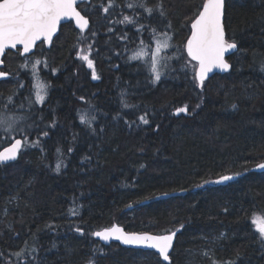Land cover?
Wrapping results in <instances>:
<instances>
[{
  "label": "trees",
  "instance_id": "obj_1",
  "mask_svg": "<svg viewBox=\"0 0 264 264\" xmlns=\"http://www.w3.org/2000/svg\"><path fill=\"white\" fill-rule=\"evenodd\" d=\"M106 2L92 0L95 10L82 11L89 18L86 39L69 22L51 48L40 43L29 55L47 61L39 76L50 85L44 105L29 110L25 98L32 92L35 99L31 63L22 68L25 57L6 53L13 74L0 81V113L24 116L18 125H34L28 139L39 138V145L0 164V264H161L154 251L105 245L91 235L116 222L129 231L180 229L171 264H264L252 224L254 216L264 217V173L251 169L264 161V0H226V35L238 48L228 57L231 69L206 79L203 89L184 51L203 0H163L166 17L157 14L156 20L145 19L143 9L127 8L130 0H115L110 14L103 13ZM159 3L146 0L152 8ZM121 13L139 16L158 31L170 22L172 47L162 55L179 59L165 61L160 81L153 83L147 58L129 60L141 40L154 48L151 27L137 33L118 22ZM88 44L98 80L77 58L79 45ZM13 93L14 104L6 109ZM122 98L136 107L123 108ZM185 105L188 113L176 114ZM82 113L95 117L91 127L80 122ZM144 113L149 125L125 123ZM14 135L21 136L0 130V150ZM229 174L239 175L215 182ZM200 248H210L209 256L189 260L188 252Z\"/></svg>",
  "mask_w": 264,
  "mask_h": 264
},
{
  "label": "snow or ice",
  "instance_id": "obj_2",
  "mask_svg": "<svg viewBox=\"0 0 264 264\" xmlns=\"http://www.w3.org/2000/svg\"><path fill=\"white\" fill-rule=\"evenodd\" d=\"M78 4L80 5H91V0H0V57H2L6 50H15L18 55L25 57L26 62L21 65L22 68H27L29 62L31 63L32 77L36 81L33 95L30 92L27 100L29 110L36 104L44 105L48 97V89L50 85L42 82L39 78L38 66L47 61H41L40 59L30 60L29 54H34L33 49L37 47V42L47 43L51 45L53 43V37L58 32L62 21H73L75 26L80 30L81 38L85 30L89 28V19L86 15H82V11L90 12L95 10V5L85 7L82 10H78ZM127 8L143 9L147 13L145 19L156 20L157 14L159 17H166V12L163 6V0L155 7H148L146 0H130L125 5ZM116 7L115 0H107L106 4L102 3L100 9L103 13H109ZM122 19L118 22L121 24H131L136 28L137 33H143L147 31L151 26L140 23L139 16H129L121 13ZM225 16H226V0H203L200 5L194 19L190 22V35L188 36L186 43L184 44V51L187 53L188 62L192 63V71L194 80L198 82V85L203 89L205 80L208 79V74L213 69H219L221 71H229L231 65L225 59L226 53L231 50L237 49V43L234 38L226 39L225 31ZM162 23V22H161ZM165 31H158L157 28L151 27V39L154 41V48L150 44H145L141 40V47L129 60H140L144 61L147 58L146 66L150 74L153 77V83L160 81L163 74V68L167 67L165 61L167 59H179V57H165L162 55L167 49L172 47L171 41L173 39L170 34L171 24L170 22L166 25ZM111 31V29H109ZM94 36L95 33H92ZM121 39H127V34L120 37ZM20 46V47H18ZM92 45L88 44L87 48H80L77 52V58L87 65V68L91 70V78L98 80L100 77L97 75L95 70L94 60L91 57ZM4 61L0 59V65ZM185 64L182 70L187 69ZM56 70L53 69V72ZM260 71L264 72V63L260 66ZM9 75L8 72L0 70V78H5ZM20 88H23V84H19ZM7 98L8 103L4 105L7 109L9 105L14 104L13 96ZM81 100L84 97H80ZM122 107L125 109L135 108V105H130L123 98L121 99ZM21 109L24 108V104L21 102L19 105ZM199 107V105H197ZM235 107V105L233 106ZM188 106L180 107L176 109V114L188 113ZM120 116V113H117ZM116 118V117H114ZM25 119L22 115L9 116L6 113H0V130L6 135L11 136L13 132H19L21 138L12 137V141L9 147L3 148L0 151V164H5L9 161H15L18 159L19 154L26 147H36L39 145V138L35 141H29L28 139V128L34 125H28L27 128L20 127L18 121ZM82 124L91 127L92 121L95 117H89L86 113H82L79 116ZM138 120V124H137ZM137 120L127 121L125 123L132 127L133 124L149 125L147 113L139 115ZM52 127L55 126V121L52 122ZM95 131V129H93ZM43 136H48L47 131H42ZM60 152V149H57ZM68 152H72V148L68 149ZM85 160H90V157H85ZM63 161L60 160L56 163L55 171L60 172ZM143 167V165H141ZM258 168L264 169V164L257 165ZM239 175V174H237ZM234 177L224 175L215 181L216 183H222L224 181H230ZM208 183V181H205ZM72 215H77L76 210H70ZM252 224L255 226V231L258 233V240L261 243L262 249H264V217L254 216ZM52 228V225H48ZM183 225H181V228ZM74 231L84 234V230L80 227H74ZM180 229L170 231L165 235H153L150 233H126L123 228L117 224H113L110 227L102 228L91 233L92 236L99 237L103 241H109L115 239L121 241L124 245H135L142 246L148 249H155L159 257L162 258L163 262L171 264L170 251L173 249V240ZM52 247H56L53 243ZM33 252L37 251L35 248ZM2 255V254H0ZM15 255H20L16 253ZM90 264H95V261H90ZM227 264H234L233 261L227 262Z\"/></svg>",
  "mask_w": 264,
  "mask_h": 264
},
{
  "label": "water",
  "instance_id": "obj_3",
  "mask_svg": "<svg viewBox=\"0 0 264 264\" xmlns=\"http://www.w3.org/2000/svg\"><path fill=\"white\" fill-rule=\"evenodd\" d=\"M92 1V0H91ZM78 10H80V8H79V4H78ZM82 15H84L83 14V12H82ZM87 17V16H86ZM88 18V17H87ZM89 19V18H88ZM69 22H73V24H74V26H75V22H74V20L73 21H62L61 22V26H60V28L58 29V32L55 34V36L53 37V42H54V39H55V37L60 33V30H61V27L64 25V24H67V23H69ZM76 27V26H75ZM77 28V27H76ZM78 29V28H77ZM225 31H226V29H225ZM226 39H227V35H226ZM39 43H41V42H37V46H38V44ZM53 44V43H52ZM52 44L51 45H49V44H47V43H45V46L47 47V48H51L52 47ZM18 47H20V46H18ZM37 48V47H36ZM36 48H34L33 49V53L36 51ZM237 48H238V45H237ZM237 49H235V50H231L229 53H226V55H225V59L227 60V62L231 65V63H230V61H229V59H228V57L231 55V54H233L235 51H236ZM8 51H10V50H6V53L8 52ZM12 51H15V50H12ZM6 53L2 56V57H0V59H2L3 61H4V57H5V55H6ZM29 55H31V53L29 54ZM5 66V61H4V63L2 64V65H0V70H2L3 71V67ZM231 69V68H230ZM229 69V70H230ZM228 72V71H227ZM216 73H226L225 71H221V70H219V69H213V71L211 72V73H209L208 74V77H211L212 75H214V74H216ZM11 76V74L9 73V75L7 76V77H5V78H0V81H2V80H5V79H8L9 77ZM10 146V144L8 145V146H6V147H9ZM3 150V149H2ZM1 150V151H2ZM20 157V154H19V156H18V158ZM18 160V159H17ZM16 161V160H15ZM11 162H14V161H9V162H7V163H11ZM7 163H5V164H7ZM259 164H264V161H261V162H259V163H257V164H255L253 167H252V171H254V172H259V173H264V169H261V168H258L257 167V165H259ZM228 176H233L234 178L232 179V180H230V181H233V180H235L236 178H237V175H233V174H229ZM220 178V177H219ZM219 178L217 179V180H219ZM230 181H224V182H222V183H219V184H226V183H228V182H230ZM145 202H148V201H145ZM114 224H117V225H119L121 228H123V230L126 232V233H145V232H147V233H150V234H153V235H165V234H168L169 232H166V233H153V232H149V231H143V232H140V231H129V230H127L123 225H121V224H119V223H114ZM110 227V226H109ZM104 228H106V227H104ZM98 230H100V229H98ZM97 231V230H96ZM178 235H179V231L177 232V235H176V237L174 238V240H173V249L170 251V256L172 255V253H173V251H174V248H175V246H176V242H177V239H178ZM95 237V236H94ZM97 240H99L101 243H103V244H105V245H110V244H112V243H118V244H120V245H122L123 247H127V248H131V249H142V250H149V251H154V252H156V250L155 249H148V248H144V247H142V246H135V245H124L121 241H118V240H115V239H111V240H109V241H103V240H101L99 237H95ZM157 253V252H156ZM158 254V253H157ZM161 260H162V258H161ZM171 262H172V257H171ZM164 263H166V264H168V262H164Z\"/></svg>",
  "mask_w": 264,
  "mask_h": 264
},
{
  "label": "rangeland",
  "instance_id": "obj_4",
  "mask_svg": "<svg viewBox=\"0 0 264 264\" xmlns=\"http://www.w3.org/2000/svg\"><path fill=\"white\" fill-rule=\"evenodd\" d=\"M80 48H84V47H82L81 45H79V48H78V51L80 50ZM86 49V48H85ZM132 55H133V53H132ZM32 59V58H31ZM30 59V60H31ZM38 59H40L41 61H42V59L41 58H38ZM31 61H34V60H31ZM30 63V62H29ZM86 65V64H85ZM41 65H40V69H39V76L42 78V75H41ZM39 77V78H40ZM41 78H40V80H41ZM42 81V80H41ZM43 82V81H42ZM35 83H36V81H35ZM28 118V117H27ZM210 252H211V249L210 248H208V249H204V248H200V249H196V250H194V251H189L188 252V258H189V260H192V258H193V256L194 255H199V254H202V255H208L209 256V254H210ZM143 256V255H142ZM145 258H149V257H147V256H145Z\"/></svg>",
  "mask_w": 264,
  "mask_h": 264
},
{
  "label": "flooded vegetation",
  "instance_id": "obj_5",
  "mask_svg": "<svg viewBox=\"0 0 264 264\" xmlns=\"http://www.w3.org/2000/svg\"><path fill=\"white\" fill-rule=\"evenodd\" d=\"M39 44H40V43H39ZM44 44H45V43H44ZM5 56H6V55H5ZM4 58H5V57H4ZM4 61H5V66L3 67V71L10 73V72L8 71V69H7V63H6V60L4 59ZM10 74H11V73H10ZM12 74H13V73H12ZM12 74H11V76H12ZM11 76H10L9 78H11ZM31 86H32V85H31ZM13 137H14V138H21V136H18V135H14ZM11 142H13V141L11 140V141L8 143V145H9ZM8 145H6V146H8ZM6 146H5V147H6ZM5 147H3V148H5ZM3 148H2V149H3ZM2 149H1V150H2ZM1 150H0V151H1ZM253 166H254V165H253ZM253 166H252V167H253ZM252 167H251V169H252ZM172 254H173V253H172ZM171 257H172V255H171Z\"/></svg>",
  "mask_w": 264,
  "mask_h": 264
},
{
  "label": "bare ground",
  "instance_id": "obj_6",
  "mask_svg": "<svg viewBox=\"0 0 264 264\" xmlns=\"http://www.w3.org/2000/svg\"><path fill=\"white\" fill-rule=\"evenodd\" d=\"M15 162V161H14Z\"/></svg>",
  "mask_w": 264,
  "mask_h": 264
}]
</instances>
